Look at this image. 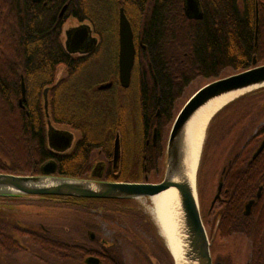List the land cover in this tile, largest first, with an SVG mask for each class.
I'll list each match as a JSON object with an SVG mask.
<instances>
[{"label":"trees","instance_id":"1","mask_svg":"<svg viewBox=\"0 0 264 264\" xmlns=\"http://www.w3.org/2000/svg\"><path fill=\"white\" fill-rule=\"evenodd\" d=\"M199 2L203 18L189 20L183 12V0H92V24L100 34L99 48L93 58L74 59L63 46L62 30L56 22L60 5L42 9L28 4V0H0V173L40 174V167L50 161L48 119L53 125L81 130L79 144L84 147L86 143L93 144L92 149L104 142L110 148L116 132L120 134L121 144H125L127 135L123 124L113 123L102 133L96 129L99 127L94 126L95 132L89 127L94 120L90 116L89 96L104 93L97 87L111 81L113 86L109 92L116 88L125 94L137 88L136 98L126 97L124 106L133 122L138 111L139 144L144 145L150 138L152 128H157L162 138L161 148L150 145L144 151L147 159L142 160L139 155L134 169L130 173L123 170L116 179L138 182L155 170L170 127L181 109L176 104L193 81L199 78L212 82L251 69L254 58L256 66L264 65V0ZM107 4H111V9H105ZM119 6L124 7L137 49L128 89L118 83L116 69L99 82L89 83L87 77L105 44L107 31L100 27L102 21L113 26L116 51ZM256 10L259 13L257 46ZM56 74H60L58 80ZM21 77L25 101L20 105ZM45 88H48V118L43 108ZM75 110H80V116L75 115ZM104 111L109 113L108 104ZM241 131L245 133L246 128ZM254 131L227 157L230 164L223 168L222 176L226 202L220 204L222 216L215 230L221 239L234 234L249 238L250 264H264L263 217L259 222H248L241 215L243 204L255 198L259 187L264 186V149L251 160L264 139V123ZM86 161L81 158L61 162L57 173L64 177H82L79 172L86 171ZM94 211H101L105 220L124 226L130 225L127 220L154 228L132 207V201L55 196L0 199V264H83L84 258L92 255L93 246L76 240L88 243L86 230L98 231V224L92 218ZM258 213L263 216L262 211ZM32 214L60 221L39 234L28 226L46 223L25 219ZM123 258L118 248L105 262L126 264Z\"/></svg>","mask_w":264,"mask_h":264},{"label":"water","instance_id":"2","mask_svg":"<svg viewBox=\"0 0 264 264\" xmlns=\"http://www.w3.org/2000/svg\"><path fill=\"white\" fill-rule=\"evenodd\" d=\"M183 11L185 16L190 20H201L203 18L199 0H183ZM258 23L259 13L258 10H256L255 46H257ZM64 39L65 43H63V46L65 50L71 54L82 51H93L98 43L97 38L93 36L91 28L87 24L66 31ZM117 61L118 81L120 86L126 89L129 87L131 81L132 69L135 61V48L132 29L123 9H120L118 18ZM111 86L112 82L101 84L98 86V90H106ZM20 87L21 99L19 100V104L21 105L25 100V86L22 77ZM241 90H244V92L230 100L227 104L242 96L264 90V65L256 66L255 58L253 59V67L251 69L209 82L199 88L185 102L176 115L167 137L162 180L159 183L124 181L99 182L74 177L55 176L56 163L50 160L40 167L39 175L20 176L0 173V199L55 196L113 201H135L145 198L149 199L151 202L153 196L168 189H174L177 194V204L182 214L184 223L183 229L186 237L187 252L184 264H212L210 254L211 243L208 240L206 230L202 223L198 204L196 188L197 179L195 184L196 190L194 191L185 180L182 170V136L186 124L198 109L215 98ZM43 108L48 118V88H45L43 91ZM218 111L213 114L209 122ZM47 126V143L49 149L55 152L68 150L72 144L73 133L64 128H56L49 119L47 120ZM57 145H61V148H57ZM263 149L264 139L252 155L251 160L253 161L256 159ZM120 156L121 145L119 134H117L113 147V169L118 167ZM221 185L220 182L213 202L219 197ZM173 261L174 264H176L174 258ZM86 264H99V261L98 259L89 257L86 259Z\"/></svg>","mask_w":264,"mask_h":264},{"label":"rangeland","instance_id":"3","mask_svg":"<svg viewBox=\"0 0 264 264\" xmlns=\"http://www.w3.org/2000/svg\"><path fill=\"white\" fill-rule=\"evenodd\" d=\"M105 9H111V4H107ZM106 32L105 44L101 49L100 56L95 59V63L90 66V72L88 73V82L95 83L104 80L108 76H111L115 72V35L113 33V26L108 21H102L101 26ZM60 74H56V80H58ZM211 81L204 79H197L193 81L184 91L180 101L176 104L177 108H181L183 103L189 99V97L196 92L200 87L206 85ZM137 88H133L129 92L123 94L118 89L103 91L101 95L89 96V106L92 105L90 116L94 118L90 121V130L95 132L94 126L99 127L96 129L106 132L111 125L123 124V130L126 132V142L123 143V164L124 173H130L131 169L137 164L140 141L139 137L140 129L136 121L138 117V111L134 114V122L131 114H127L124 101L126 97L136 98ZM100 92V91H99ZM102 92V91H101ZM264 91L260 95H256L250 98L248 101L242 102L238 108L239 113L232 118V122L229 125H222L219 128L211 127L210 123L207 126L205 141L203 145L202 155L200 157V163L198 167L197 176V197L199 209L206 210L209 207V203L214 196L217 182L220 178V173L226 166L228 160L227 157H231L234 150H237L239 145L237 141L241 134V130L246 128L249 130V134L254 133L255 128L258 125L264 123ZM244 103V104H243ZM102 104L101 107L97 105ZM108 104L109 113L106 114L104 106ZM262 105V106H261ZM137 106V102H136ZM246 106L245 110L244 107ZM260 108L258 114L253 110ZM137 108V107H136ZM176 108V109H177ZM80 110H75V115L80 116ZM261 113V114H260ZM88 119V116H87ZM253 120H256L253 122ZM96 121V122H95ZM98 123V125L96 124ZM249 124V128H247ZM56 127H58L56 125ZM70 132L73 130L65 127ZM241 131V132H240ZM225 137V139H222ZM247 139V137H246ZM226 154V155H225ZM162 167L160 166V172ZM160 175H149L148 179L152 182H156L161 178ZM151 202L149 199H138L132 201V207L138 212L144 215L145 219L154 225V228L148 229L143 223L128 222L130 225L124 226L123 223L115 221H107L103 218L101 211L93 212V220L98 224V233L102 238L114 241L117 239L119 248L123 253V259L126 264H151L150 257L159 259L161 264H171L170 257L168 255L163 256V250L166 251L165 241L160 235V231L155 224L154 218L151 214ZM29 210V209H27ZM31 211L35 209H30ZM25 219H32L36 222H45L47 225L54 226L55 222L60 221L59 218L52 219L50 216H32L25 217ZM212 221V220H211ZM211 221L207 227L208 240L211 243L210 254L211 259L219 258L224 264H247L250 261V239L241 235H232L228 239H220L214 235L211 236ZM61 222H67L62 220ZM125 222V221H124ZM29 223V222H27ZM138 223V224H137ZM80 225V224H79ZM204 225V224H203ZM156 226V227H155ZM126 227V229H125ZM205 228V227H204ZM157 229V230H156ZM123 237V239L121 238ZM150 252V253H149ZM213 264V261H212Z\"/></svg>","mask_w":264,"mask_h":264},{"label":"flooded vegetation","instance_id":"4","mask_svg":"<svg viewBox=\"0 0 264 264\" xmlns=\"http://www.w3.org/2000/svg\"><path fill=\"white\" fill-rule=\"evenodd\" d=\"M91 2H92V0H28V4L38 5L42 9L48 8L54 4L60 5V9H59V12H58L57 17H56V22L59 24V27L62 30V35L64 36V38H65V32L66 31H70L71 29H74L75 27H78V26L83 25V24H87L90 26L91 31L93 33V36H95L98 40L97 46L93 51H88V52L82 51V52H77V53L71 54V53H68L66 51L67 54L70 55L71 57H73L74 59L83 58V57L93 58L95 51L98 50V48H99L98 46L100 43V34L94 30V26L92 24V22H93V10H92ZM120 9H123V12L127 18L126 12L124 11V7L119 6L117 9V33H116L117 47H116V55H115V69L117 71V79H118V61H117L118 60V18H119ZM128 21H129V19H128ZM130 26H131V24H130ZM132 33H133V31H132ZM64 38H62L63 43H65ZM133 43H134L135 55H136L137 49H136L135 42H134V34H133ZM139 46H142L141 43H139ZM106 83H109V82H106ZM106 83H102V84H106ZM118 83H119V81H118ZM112 86H113V82H112ZM111 87L109 89H111ZM128 88H126V89H128ZM56 128H60V127L58 126ZM71 130L74 131V132H72L73 133V140H72L71 147L65 151H58V152L51 151V153H50V158L48 160H53L56 163L55 176H59L57 173V166L61 162L68 161L69 159L80 161L81 158H86V160H87L86 161L87 166L85 167L86 171L83 173L80 170L79 173H80V175L82 174L81 175L82 177H78L79 179L99 181V182L118 181L116 179V177H119L121 175V173L123 172V167H122L123 166V145L121 144V139H120L121 156H120L119 165L116 169H113V167H112V158H113L114 141H115L116 135L119 133L116 132V134L114 136L113 144L111 146L108 145L110 148L106 147L107 145H105L104 142H102L100 144L99 143L96 144L97 147H94L91 149V146L93 144L91 145V144L86 143L85 147L82 144H79L80 139H81L82 134H83V132H81V130H79V129H71ZM119 138H120V134H119ZM166 141H167V138H166ZM166 141H165V145H163L164 147L162 148L161 158L159 159V161L156 162L157 165H156L155 170H153L149 174H145L143 177V180L138 181V182L151 183V181L148 179L149 175H152V174L153 175H160V173L161 174L163 173V164H164V158H165ZM139 145H140L139 155H140V158L142 160L147 159V155L144 154V151L150 145L154 148H161L162 138H160V135L158 133L157 128H152L150 138L145 141L144 145H142V144H139ZM57 148H61V145H57ZM227 164H230V162H227ZM160 166L162 167L161 172H160ZM143 170L146 173V170H147L146 165L143 166ZM224 172H225V169H223L221 172V177L219 178V180L217 182V185L215 188V193H214V196L209 203L208 209L207 210H206V208L204 210L200 209L201 220H202V223L204 224L206 233H207V227L206 226H208V224L212 220L211 221V227H212L211 228V236L214 234L213 230H215L218 227V224L220 223V219L222 216L220 204H224L226 202V199L223 195L225 191H224L223 182H222V176H223ZM161 180H162V176L159 180H157L156 182H152V183H154V184L159 183ZM220 182L222 185H221L219 197L216 199L215 202H213V199H214L215 195L217 194L218 185ZM263 189H264V186H260L258 191L256 192L255 198H251L243 204V207L241 210V215H242V218L247 219L248 222L253 221V220H254V222L255 221L259 222L261 217H263V220H264V198H262ZM260 211H262L263 216L260 215L261 213H258ZM236 226L237 225H235V227ZM28 227L30 228V230H34V231L38 232L39 234H41L40 231L45 232L46 230H49L47 227H52V226L47 225V224H36L34 226L29 225ZM263 230H264V224H263ZM85 235L87 238V242L89 244L83 243L85 241L79 240V239H77L76 241L81 242L82 244L91 245V246H93V248L91 249L92 255H88L87 257H85L83 260V264H86V259L89 257H93L95 259H98L99 264H106L105 261L110 259L111 252H114L119 248L118 243H117V239H115L114 241L106 240V239L102 238V236L97 231H94L93 229H87L85 232ZM214 235H216L219 238V240L221 239L218 236V233L216 231H215ZM263 239H264V232H263ZM163 251H164L163 256L164 255L169 256L167 249H166V251L165 250H163ZM159 259L161 260V257L157 256L156 258H152V256H151L150 257V260H151L150 263L151 264H161ZM212 261H213V264H224L221 260H219L218 257L213 259ZM247 264H250V261L247 262Z\"/></svg>","mask_w":264,"mask_h":264},{"label":"bare ground","instance_id":"5","mask_svg":"<svg viewBox=\"0 0 264 264\" xmlns=\"http://www.w3.org/2000/svg\"><path fill=\"white\" fill-rule=\"evenodd\" d=\"M243 92L244 90L229 93L209 101L197 110L184 128L181 145V165L184 178L194 191L196 190L195 184L199 170V158L203 147L202 144L204 145L203 140L205 141L204 135L206 134L207 124L214 113ZM253 112L259 113L260 110L255 109ZM177 202L178 198L175 190L168 189L151 198V214L159 228L160 235L165 240L167 252L171 253V258L175 259L176 264H184L187 252L186 237L183 229L182 214L179 211Z\"/></svg>","mask_w":264,"mask_h":264},{"label":"crops","instance_id":"6","mask_svg":"<svg viewBox=\"0 0 264 264\" xmlns=\"http://www.w3.org/2000/svg\"><path fill=\"white\" fill-rule=\"evenodd\" d=\"M256 95H260V93L257 92V93H253V94H248V95L242 96V97L236 99L235 101H233V102L227 104L226 106H224L220 111H218V113L210 121L211 122L210 123V128L212 126L214 128L215 127L219 128L222 125H227L229 122L231 123L232 118H234L239 113V109L238 108H241L239 106L242 105V102L246 101L247 99L249 100L250 98H253ZM262 101H264V99ZM245 108H246V106L244 107L243 110H245ZM260 108L261 107L259 106L257 108V110H260ZM247 128H249V124H248ZM248 134H249V130L248 129L246 130L245 133L243 132L241 134V138L239 139V141H237V144L239 145V147L244 143V141H245L246 137L248 136Z\"/></svg>","mask_w":264,"mask_h":264}]
</instances>
